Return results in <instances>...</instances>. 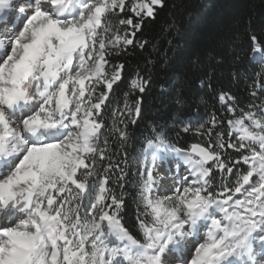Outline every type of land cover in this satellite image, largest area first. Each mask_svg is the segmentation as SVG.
Returning a JSON list of instances; mask_svg holds the SVG:
<instances>
[{"label": "snow or ice", "instance_id": "6c2138e0", "mask_svg": "<svg viewBox=\"0 0 264 264\" xmlns=\"http://www.w3.org/2000/svg\"><path fill=\"white\" fill-rule=\"evenodd\" d=\"M164 6L0 0V264H264V74L245 103L201 78L204 116L153 122L129 159L152 61H125Z\"/></svg>", "mask_w": 264, "mask_h": 264}, {"label": "trees", "instance_id": "16d2710c", "mask_svg": "<svg viewBox=\"0 0 264 264\" xmlns=\"http://www.w3.org/2000/svg\"><path fill=\"white\" fill-rule=\"evenodd\" d=\"M250 31L264 32V0H165L156 18L147 20L139 34L148 39V46L143 51L137 49L125 61L128 74L152 61L148 65L151 84L145 98V119L139 127L130 128V160L140 147L141 134H148L153 122L171 125L177 118L204 116L205 106L199 105L197 112L195 101L205 95L199 81L206 75L212 76L218 89L231 91L240 102L251 99L248 91L264 74V65L249 53ZM176 86H182L188 102L183 106L176 103ZM134 172L133 165L126 185L129 203L125 221L130 228L135 219Z\"/></svg>", "mask_w": 264, "mask_h": 264}, {"label": "rangeland", "instance_id": "374dc122", "mask_svg": "<svg viewBox=\"0 0 264 264\" xmlns=\"http://www.w3.org/2000/svg\"><path fill=\"white\" fill-rule=\"evenodd\" d=\"M254 60H255V59H254ZM255 62H257V61L255 60ZM257 63H259V62H257ZM166 171H167L166 168H162V169H161V176L164 178V181H165V182H170V180H171V175H175L176 173L174 172V168H173V171H172L170 174H168V175L165 174ZM173 259H174V264H179V260H180V256H179V254L176 255V256L174 255V256H173Z\"/></svg>", "mask_w": 264, "mask_h": 264}, {"label": "bare ground", "instance_id": "6f19581e", "mask_svg": "<svg viewBox=\"0 0 264 264\" xmlns=\"http://www.w3.org/2000/svg\"><path fill=\"white\" fill-rule=\"evenodd\" d=\"M174 172H176V170H174ZM175 256L178 255V254H174Z\"/></svg>", "mask_w": 264, "mask_h": 264}]
</instances>
